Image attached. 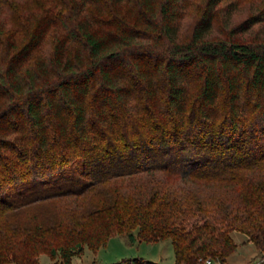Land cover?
Masks as SVG:
<instances>
[{
    "label": "trees",
    "instance_id": "16d2710c",
    "mask_svg": "<svg viewBox=\"0 0 264 264\" xmlns=\"http://www.w3.org/2000/svg\"><path fill=\"white\" fill-rule=\"evenodd\" d=\"M233 231L264 256V0H0V264Z\"/></svg>",
    "mask_w": 264,
    "mask_h": 264
},
{
    "label": "rangeland",
    "instance_id": "374dc122",
    "mask_svg": "<svg viewBox=\"0 0 264 264\" xmlns=\"http://www.w3.org/2000/svg\"><path fill=\"white\" fill-rule=\"evenodd\" d=\"M250 9H252L251 6L246 4L242 10L237 12L232 21L244 19ZM185 27L190 28V24L186 23ZM231 235L237 243V248L229 255L225 264H264V256L259 253L254 244L246 241L245 234L233 231ZM135 257H142L158 264H175L173 247L169 239L156 242L137 241L131 244L122 234L112 236L104 246H100L95 252L85 246L81 255L72 257L71 264H92L93 261L111 263ZM207 259L209 258L203 259L201 264H222L216 259H211V262L207 263ZM56 260L58 262L53 263L47 254L39 256V264H62L58 259Z\"/></svg>",
    "mask_w": 264,
    "mask_h": 264
},
{
    "label": "crops",
    "instance_id": "0c3cea01",
    "mask_svg": "<svg viewBox=\"0 0 264 264\" xmlns=\"http://www.w3.org/2000/svg\"><path fill=\"white\" fill-rule=\"evenodd\" d=\"M137 242V241H136ZM55 260H52V262L53 263H57L58 261L56 260V262H54ZM98 263H100V264H104V263H102V262H98Z\"/></svg>",
    "mask_w": 264,
    "mask_h": 264
},
{
    "label": "built area",
    "instance_id": "2783aa9c",
    "mask_svg": "<svg viewBox=\"0 0 264 264\" xmlns=\"http://www.w3.org/2000/svg\"><path fill=\"white\" fill-rule=\"evenodd\" d=\"M206 262H207V263H210V262H211V260H210V259H207V260H206Z\"/></svg>",
    "mask_w": 264,
    "mask_h": 264
}]
</instances>
